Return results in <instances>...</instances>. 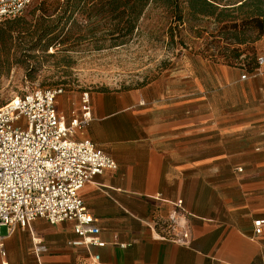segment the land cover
Here are the masks:
<instances>
[{
  "label": "crops",
  "instance_id": "1",
  "mask_svg": "<svg viewBox=\"0 0 264 264\" xmlns=\"http://www.w3.org/2000/svg\"><path fill=\"white\" fill-rule=\"evenodd\" d=\"M231 86L242 90L230 103L240 111L196 119L167 117L138 93L93 96V120L80 137L118 168L81 196L106 246L73 247L74 223L37 219L13 233L5 227L0 264H87L95 254L102 264H264V225L255 232V221H264V64ZM203 132L206 147L183 142ZM177 201L190 214L189 247L154 238L153 222L167 219Z\"/></svg>",
  "mask_w": 264,
  "mask_h": 264
},
{
  "label": "rangeland",
  "instance_id": "2",
  "mask_svg": "<svg viewBox=\"0 0 264 264\" xmlns=\"http://www.w3.org/2000/svg\"><path fill=\"white\" fill-rule=\"evenodd\" d=\"M103 1L87 0L76 9L74 0H34L20 17L0 25V108L33 89L61 88L57 104L68 124L87 93L91 99L102 93H138L144 106L166 108L167 117L240 111L230 103L239 102L242 90L231 84L250 77L251 51L258 60L264 38L240 46L218 36L213 19L192 20L185 11V24H180L174 7L151 1L134 32L113 41L112 31L129 25L111 20L108 8L101 12ZM180 4L185 6L183 0ZM67 34L72 39L63 43ZM233 49L245 51L244 56L235 59ZM206 137L203 132L183 142L188 148L192 141L206 147Z\"/></svg>",
  "mask_w": 264,
  "mask_h": 264
},
{
  "label": "built area",
  "instance_id": "3",
  "mask_svg": "<svg viewBox=\"0 0 264 264\" xmlns=\"http://www.w3.org/2000/svg\"><path fill=\"white\" fill-rule=\"evenodd\" d=\"M34 0H0V25L20 17ZM261 67L264 57L258 58ZM250 75V74H249ZM247 75L242 78L247 79ZM61 88H37L19 95L0 108V256L7 252L1 229L11 233L28 228L35 220L52 225L75 224L77 248H103L97 220L88 210L81 191L106 170H116L117 162L90 139L76 137L93 120L91 97L82 96L79 112L70 123L57 108ZM241 172V170H239ZM164 220H156L154 238L189 247L192 233L182 201ZM264 221H255L262 234ZM122 247H126L123 245ZM95 254L87 264H102Z\"/></svg>",
  "mask_w": 264,
  "mask_h": 264
},
{
  "label": "trees",
  "instance_id": "4",
  "mask_svg": "<svg viewBox=\"0 0 264 264\" xmlns=\"http://www.w3.org/2000/svg\"><path fill=\"white\" fill-rule=\"evenodd\" d=\"M76 9L87 0H74ZM102 1V0H101ZM155 1L161 5L174 7L176 21L185 24V11L192 20L199 18H211L217 25L218 36H225L240 46L257 43L264 38V0H104L101 12L108 8L114 22L127 23L128 28H120L118 32L112 31L113 41H121L130 36L136 27V23L144 12L146 6ZM129 12V14H128ZM65 18V15L63 16ZM128 17L127 22L124 18ZM58 27L55 26V30ZM54 32V31H53ZM118 36H115L117 35ZM68 35V34H67ZM3 36H0L2 39ZM63 43L72 39L71 35L65 36ZM117 43V42H115ZM125 44V42H120ZM232 57L238 59L244 56L245 51L233 49ZM252 63L248 64L249 71L253 73L259 68L256 52L251 51Z\"/></svg>",
  "mask_w": 264,
  "mask_h": 264
}]
</instances>
